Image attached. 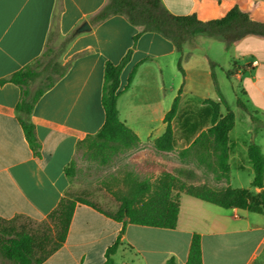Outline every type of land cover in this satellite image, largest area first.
<instances>
[{
    "label": "crops",
    "instance_id": "obj_1",
    "mask_svg": "<svg viewBox=\"0 0 264 264\" xmlns=\"http://www.w3.org/2000/svg\"><path fill=\"white\" fill-rule=\"evenodd\" d=\"M108 1L0 0L2 224L20 218L46 222L57 209L69 192L67 169L77 157L79 144L98 135L106 124V66L120 65L131 50V59L121 74L118 110L121 121L143 145H154L165 135L166 116L180 96L179 112L173 121V153L191 149L217 115L227 114L219 95L220 92L227 101L219 82L227 77L246 85L245 104L253 116L264 121V39L248 37L226 51L222 40L200 33L196 48H186L185 55L190 56L183 63V75L175 45L163 36L143 33L121 15L93 24L92 19ZM162 2L174 15L196 14L203 22L222 19L237 5L254 20L264 22V0ZM85 23L91 30L77 33ZM55 25L59 43L75 36L61 57L64 65H70L68 73L45 93L33 112L32 121L42 145L38 157L18 121L21 89L10 79L44 54ZM211 62L218 65L221 76L215 74ZM239 98L235 92L234 104L229 105L235 113L236 126L231 134V178L226 186L260 194L262 189L252 187L255 174L248 151L256 143L264 154V130L255 135L250 114L238 107ZM195 155L215 164L210 153L199 149L185 157L191 160ZM165 172L187 182L171 171ZM123 229V223L90 206L79 205L66 242L43 264H106L107 250ZM195 235L201 236L203 264H264V215L225 209L187 195L181 199L176 229L129 224L115 258H127L125 264H166L171 259L187 264Z\"/></svg>",
    "mask_w": 264,
    "mask_h": 264
},
{
    "label": "trees",
    "instance_id": "obj_2",
    "mask_svg": "<svg viewBox=\"0 0 264 264\" xmlns=\"http://www.w3.org/2000/svg\"><path fill=\"white\" fill-rule=\"evenodd\" d=\"M117 15L125 16L132 25L141 28L143 33H157L173 42L180 55L179 70L183 75L185 74L183 63L190 56L185 55L186 48L188 46L196 48L197 36L200 33L220 38L226 51H230L248 37L264 39V22L254 20L238 5L222 19L203 22L196 14L174 15L165 7L162 0H109L92 19V23L100 24ZM74 36L75 34H72L58 44L60 48L58 53L53 48L54 39L55 41L59 40L58 26L55 25L44 54L35 62L15 73L10 79V82L21 89V99L17 105L18 121L30 147L38 157H41L42 145L37 137L36 126L32 121L33 112L45 93L68 73L70 65H64L61 57ZM138 39L139 36L135 38V44ZM132 53L133 50L118 66L107 64L103 92L106 124L98 135L88 137L78 147V153L82 148L88 147L90 157L92 159L101 158L104 165L111 162L113 157L121 151L135 149L142 143L138 136L121 121L118 110V101L122 94L120 92L121 74L130 61ZM214 67H218V65L211 62L213 70ZM231 75L229 73L230 77ZM219 95L222 105L227 109V114L224 117L217 115L213 119L212 126L196 139L191 149L180 154L185 157L196 149L210 153V157L215 158V172L229 181L231 178L230 142L231 134L236 126V116L229 108L224 96L220 92ZM180 101L181 97L179 96L172 110L166 116L167 131L162 138L155 142L158 151H175L173 121L178 115ZM238 107L243 112L250 114L255 126V135L264 130V121L253 116L240 98ZM248 155L255 174L252 187L262 189L263 192L260 194H256L250 189H217L206 184L196 186L165 171L154 183L149 179L141 180L137 175L131 173L118 181L123 186L116 183L115 188L108 187V191L120 203V208L116 213L104 212L95 204L82 198H72L67 193L47 220L54 224L55 234L53 237L47 234L39 239L35 234L26 230L18 231L14 227H5L0 221V257L10 264H43L66 242L75 211L79 205L90 206L114 221L124 224V229L117 242L107 250L106 264H114V257L121 245L122 235L129 224L176 229L183 195L225 209L238 208L264 215V154L261 147L253 143L249 147ZM201 159L208 163L206 157L203 156ZM74 163L75 160L67 169V176L70 180ZM14 222L16 219L7 222V224ZM166 264L178 263L175 259H171ZM187 264H203L200 235H195L193 238Z\"/></svg>",
    "mask_w": 264,
    "mask_h": 264
},
{
    "label": "rangeland",
    "instance_id": "obj_3",
    "mask_svg": "<svg viewBox=\"0 0 264 264\" xmlns=\"http://www.w3.org/2000/svg\"><path fill=\"white\" fill-rule=\"evenodd\" d=\"M221 40L220 38H217ZM59 40L53 43V48L59 53ZM57 45V46H56ZM193 46H188L187 48ZM229 57V54H225ZM225 57V56H224ZM58 61V60H57ZM217 76L222 72L218 67H214ZM220 86L228 101V105L234 104L235 92L240 99L246 103L247 99L244 93L247 90L246 85L226 78L219 80ZM233 85V86H232ZM244 86V87H243ZM234 87V91L232 89ZM245 98V99H244ZM179 153L161 152L156 149V145H143L142 143L135 149L118 153L108 164H103L102 159H92L88 147H84L77 154L75 163L71 169V186L68 194L72 198H82L95 204L99 209L107 213H116L120 208V203L108 191V187H116V183L123 186L121 181L127 174H135L139 179H149L152 183L156 182L163 171H171L181 176L188 184L192 182H201L202 185H209L217 189H227V180L217 174L213 164L203 162L199 156L195 155L194 159H187ZM213 166H210V165ZM212 167V168H209ZM160 177L153 181L154 177ZM247 178V175H244ZM5 227H14L18 231L26 230L35 234L39 239L50 234H55V227L51 221L35 222L27 218H20L13 224H4ZM127 258L122 256L114 257V264H125ZM2 264H10L2 259Z\"/></svg>",
    "mask_w": 264,
    "mask_h": 264
},
{
    "label": "water",
    "instance_id": "obj_4",
    "mask_svg": "<svg viewBox=\"0 0 264 264\" xmlns=\"http://www.w3.org/2000/svg\"><path fill=\"white\" fill-rule=\"evenodd\" d=\"M91 30V26L89 23H85L82 27H80L77 31V33H82V32H86V31H90Z\"/></svg>",
    "mask_w": 264,
    "mask_h": 264
}]
</instances>
